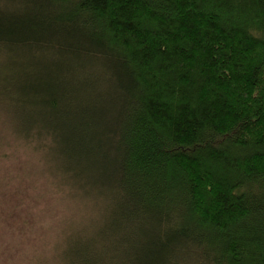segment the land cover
Segmentation results:
<instances>
[{"label":"trees","instance_id":"16d2710c","mask_svg":"<svg viewBox=\"0 0 264 264\" xmlns=\"http://www.w3.org/2000/svg\"><path fill=\"white\" fill-rule=\"evenodd\" d=\"M0 113L84 202L62 264H264V0H0Z\"/></svg>","mask_w":264,"mask_h":264},{"label":"rangeland","instance_id":"374dc122","mask_svg":"<svg viewBox=\"0 0 264 264\" xmlns=\"http://www.w3.org/2000/svg\"><path fill=\"white\" fill-rule=\"evenodd\" d=\"M10 138L18 144L22 141L0 117V153L3 152L0 159V179L12 178L0 181V207L4 214L5 210L8 211L9 218L13 217L12 209L17 210L13 220L0 219V264H62L68 242L73 236H77L83 225V215L87 211L84 202L71 193L69 186L63 185L60 174L50 171L44 155L17 147ZM5 153H10L9 160ZM7 181L10 187L4 183ZM7 186L5 194L2 191ZM5 198L12 199L13 203L9 200V203L6 202ZM17 201L25 204L19 203L16 209L14 206ZM38 208V211L34 210ZM35 217L38 221L34 220ZM26 221L28 223L25 226ZM31 232L40 233L41 239L29 241ZM35 244L38 245L37 248H34ZM25 247H29L33 255L28 259L27 254L20 263L18 253Z\"/></svg>","mask_w":264,"mask_h":264}]
</instances>
